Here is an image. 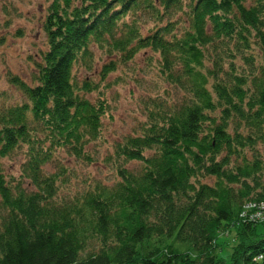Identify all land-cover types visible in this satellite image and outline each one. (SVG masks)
Here are the masks:
<instances>
[{
    "label": "trees",
    "instance_id": "trees-1",
    "mask_svg": "<svg viewBox=\"0 0 264 264\" xmlns=\"http://www.w3.org/2000/svg\"><path fill=\"white\" fill-rule=\"evenodd\" d=\"M45 1L0 88V264H264V0ZM139 57L160 92L102 145ZM100 147L111 179L79 177Z\"/></svg>",
    "mask_w": 264,
    "mask_h": 264
},
{
    "label": "rangeland",
    "instance_id": "rangeland-1",
    "mask_svg": "<svg viewBox=\"0 0 264 264\" xmlns=\"http://www.w3.org/2000/svg\"><path fill=\"white\" fill-rule=\"evenodd\" d=\"M45 4V0H0V88L11 94V100L12 97H17V92L7 82L5 74L10 72L21 79H29L34 69L32 59L45 45V35L41 27ZM93 48L94 56L102 58L100 50L94 46ZM139 58L136 62L137 68L121 65L107 77L111 89L106 91V97L115 111L114 121L108 123L106 134H103L105 143L102 145L111 142L116 135L127 132L136 123L137 117H142V106L139 107L142 96H153L154 93L160 92V88L152 83L154 74H145V63ZM87 75L90 76L83 70L79 72V77ZM99 150L101 154L94 153V166H79L80 161H71L79 177L89 175L101 180L111 179V166L103 163V148L100 147ZM3 164L7 174L16 173V163L13 159H4ZM231 238L232 233L226 240L221 241L230 246ZM225 243L221 242L223 249L220 253L228 260L230 247H226L228 244Z\"/></svg>",
    "mask_w": 264,
    "mask_h": 264
},
{
    "label": "built area",
    "instance_id": "built-area-1",
    "mask_svg": "<svg viewBox=\"0 0 264 264\" xmlns=\"http://www.w3.org/2000/svg\"><path fill=\"white\" fill-rule=\"evenodd\" d=\"M253 214L256 215V217H262L260 216L261 215L260 213L254 212Z\"/></svg>",
    "mask_w": 264,
    "mask_h": 264
}]
</instances>
